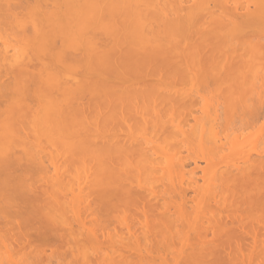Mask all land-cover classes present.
<instances>
[{"label": "rangeland", "instance_id": "obj_1", "mask_svg": "<svg viewBox=\"0 0 264 264\" xmlns=\"http://www.w3.org/2000/svg\"><path fill=\"white\" fill-rule=\"evenodd\" d=\"M171 1L175 4L177 0H171ZM193 2L194 0H185V3L189 5L193 4ZM229 3L231 6L235 8V12L237 13V15L238 16L241 15L240 17H238V20L240 22L243 21L248 11L253 10L255 8L254 0L253 1L229 0ZM219 9L220 8L217 7L216 12H220L221 14H224ZM229 13L233 14V11L229 10L227 14ZM210 21L212 23L213 18H210ZM227 24L228 23H226V25ZM226 25L224 27H226ZM224 27H223L224 30L222 29L223 32H221L218 36H212V37L215 38L217 37L219 39L225 38V33L227 32L225 31ZM91 28H93V26ZM247 28L246 31L248 33L250 32L249 31L250 29L248 30ZM238 35L239 34L235 36L234 34L235 37H240V35L239 36ZM215 38L213 42H215ZM262 40L260 41L263 42L264 44V39ZM236 46H235L236 48L221 49L218 52L219 58L212 64H206L205 68L203 70H200V74H203L205 72L209 73L213 69L214 73L223 72L225 75H230V76H224L226 79L218 81L219 79L207 78L209 80L206 81L205 79H200V78L198 79L200 75L190 74L189 72H183L182 74L178 73V75H172V74H168L167 71H164L163 74H159V73L155 75L129 74L126 77L121 76L119 74L118 79H115V81H113V83L116 84L115 85L112 84L111 87L113 85L115 86L113 87L114 90L112 91V92L114 91L116 92V95L115 93L113 94L115 95L113 99L115 100L114 104L117 103L118 107L119 106L121 108L123 107L122 108L123 112L121 111L122 110L121 108L120 110L117 107V109H114V112H112L113 118L112 119L110 118L111 122L108 119L109 122L107 120H104L105 123H103L104 121H102L103 120L102 117H104L105 116L104 114L107 113V111L105 112V108L107 110V108L109 107L108 105L107 106L105 105L106 107L104 108L103 107L104 104H103L102 106L104 108L103 111L104 113H103L102 108H100L101 106L99 107V105L98 106L95 105L97 106L98 109L99 108L101 109L99 110L100 111L99 113L102 112L104 115L103 116L100 114L102 116L101 117L102 119L100 118L101 121L97 120L98 116L94 121L97 122V125L99 124L100 130L97 129L99 130V134L101 131H104V133L106 131L108 132L109 129L112 131V133L114 132L113 134H116L115 136H113V134H111L110 132L111 136H109L110 135L109 134L107 135L108 137L107 138L101 132L100 134L101 136L98 134V137L101 138L103 135L107 139L110 140L112 139L111 143L112 142L114 143V139H113L114 137L115 142L121 141V144L123 146L127 144L128 145L127 147H129L127 151L126 146H125L126 148L118 146V149L120 147L121 150H125V152H127L126 153L128 155L127 159H129L131 163L127 167L124 164L128 161L126 157L125 159L127 161L125 162L122 161V164H120L121 158H119L120 161L115 159L116 162H114L113 159V162L117 164V167L121 166L120 169L122 170L118 169L116 172H114L115 174H113V177L111 179L113 181L112 183H115L114 185L115 192L120 191L121 190L120 188L122 187L124 191L125 190L127 191V192L124 191L123 192L125 194L128 193L127 196L128 199L124 200L127 201L126 207L128 208V210L122 209V211L124 210L125 212L119 213V211H116L115 213V210H113L114 212L110 211L109 213H107L106 211L101 210L102 208L99 209L97 207L99 205V203L97 204V202H99L97 201V198H99L97 196H101V194H99V192H97L96 190L98 188L97 185L100 184L101 180L100 178H98L97 181L99 180V183L97 185L93 184L95 182L94 179L96 178V174H97V171L95 174V170L96 168L99 167L97 166L98 161L96 160L95 157L96 155L95 153H97L98 151H96L95 149H97L98 146L101 145L100 148H98V150L101 151V147L105 145L104 142L108 140L104 138L105 139L104 141L103 137L100 140L97 137L98 139L97 141L96 138H93L96 139L97 142L101 141V143L99 144L96 143L98 145V146L96 145L97 148L96 146H94L95 144L93 143L95 140L93 142L90 141L91 143H89V140L92 139L90 136H92L93 133L95 134L92 137L97 135L96 134L97 132H95L97 131L96 129L93 132V129L97 128V126L95 127L96 124L92 125L94 123L93 121L88 120V118L86 119V121L88 122H86L85 125H87L88 123L90 126V124L93 122L91 124L93 128H91V126L90 127L86 126L87 129L88 128L90 129H88V132L86 131L87 129L84 131L85 133H88L87 135L89 138L86 137L85 134H83V130H81L80 128L84 124L80 125V127H78L77 125V128H80L81 131H79V129L75 130L76 124L75 125L73 124L75 128H73L72 126V128L77 133L73 135V137L76 136V139L70 138L71 140L73 141L77 140V136H78L81 142L82 141L86 142L84 143V145L87 144L88 146L89 144L93 143L92 146L89 145L91 148L89 146H88L89 148L85 146L87 148L86 150H82V148L79 147L78 145L79 143L77 142H75V144L77 143L78 146L74 144L75 148H73L72 146L73 149L69 145L67 144L65 145L67 147H70V149L72 150L75 149V151H77L78 148H81L79 151L80 152L79 156L73 155L72 158L71 155V157H69L70 156V154L68 153L69 148L64 146L65 142L63 143L62 141L63 139L61 140L63 143V144L61 143V146H60L61 141L59 140L60 142H58V139L57 140L55 139V141L57 142L55 141L54 142L55 144L56 143L59 144H56L54 146V142L50 143L54 138L53 139L51 138L50 142L48 141L46 142V140L44 142V140H42L43 143L41 142V144L39 142H38L39 144L35 142L36 144H34L35 145L34 152L35 154L37 153L36 154L37 156L35 154L34 155L35 157H37L36 159L38 162L40 161L41 156L42 158L45 157L43 158L46 159L44 166H47L46 167L47 169H45V167L42 166L45 169V171L52 177L56 176L53 175L54 172L56 171H58L59 173L61 172L60 173L61 175L59 176H62L67 171L65 177L64 175L62 177L65 179L64 181H66V184H68L67 188L69 189L70 187L71 189L74 186L76 187L78 185L76 189L75 187L73 188L74 189L73 191L76 192L78 190V187H80L78 190L80 194L77 195L78 196L80 195L79 199H82L83 201L79 202L78 200L79 203L76 205L77 202L73 201L74 200L73 194L76 193H72L73 191L70 190H65L66 187L64 189L62 188L63 189L62 191L58 189L60 192L58 190L57 191L61 196L64 195L67 197L66 199L63 196L66 202L61 201V203L62 202L66 203L68 205L67 206L68 210H66L65 212L66 214L63 215L62 213L64 212H62V210H60L61 212L59 211V214L61 213V216H64L63 217L64 220L61 221V219H58L59 217L57 218L53 217L54 218L53 220H55L56 224L53 223V221L51 223L55 224L54 227L57 226L58 229L57 228L56 229L59 231L58 234L61 237L58 236V234H55L54 232L53 233L55 235L51 233L52 235L46 234L43 236L42 234L43 230L40 229L43 227L42 224L39 221L34 223L32 221L33 218H31V221L34 223V225L33 223L32 225H30L31 223L30 220L28 221L30 222L29 224L26 223L25 224L27 225V228L29 226V228L32 227L33 229L32 230L30 229L31 230L30 231L29 229L26 228V231L27 230L29 231L27 232L28 234L25 233L26 235H24V233L21 232L23 233L22 234L23 237L30 235L29 237L31 239L30 243L28 244L26 241L23 242L25 240L24 238V240H20V242L18 243L19 246L15 245V247L9 249L8 252L2 251L5 254L3 255L2 253H0L2 254V256L1 255L0 256L3 257V258L0 257L1 258L0 264L1 263L3 264L4 261L5 263H8L7 262L8 259H10L11 261L8 264H189L188 261L191 258L189 255L199 251L204 253L206 257L204 258L201 257L203 259L201 260L200 257L192 256L194 261H196V263L192 261L193 264L194 263L195 264H264V258H263L264 254H262L264 253L263 251L264 250V209H262L264 208L263 205L264 194L263 193L260 194L259 197L260 199L259 198L256 200L253 199V201L251 202L252 205L250 204V202L246 203L247 202L245 198L246 194H244L243 196L246 205L244 204V201L243 203H241L240 199L236 201L234 200L233 202L232 199L237 198L238 196L237 193H239V191L244 186H246V184L250 181V178H246V177L242 178L240 175H238V179L237 181H235L234 184H230L231 182L229 184H226L225 182L227 176L230 177V175L237 174V172L242 173L243 170L247 171V169H248V173L249 174L251 173V178L254 181H258L259 176L261 180L263 178V173H264V152H263L264 151V117L262 116L256 118L252 124L242 125L245 123L243 122V120L246 119L247 116L249 115L248 110L250 108L260 107L262 105V109L264 110L263 108L264 104H261V101L259 104V100H258L259 98L260 100H262V102H264V96H263L264 76L262 75L263 73L260 72L263 70H258L259 76L263 80L260 79V77H257L258 75L256 76L255 72H254L255 74H253L254 76L250 72V70L255 68L254 66H253L254 68H251L250 70H246V72L249 71L246 73L243 62L244 61L243 59H245L244 58L245 55L244 56L240 55L242 54V52L245 53L244 52L245 49L243 45L242 47L241 45L239 46V44ZM78 49H80V47ZM195 49H196L195 51L196 56L201 55L202 60H204V62L206 63L207 59L211 54L210 53L211 50L207 48L204 50L201 48H195ZM72 52L76 55V57L80 56L79 53L80 51L75 52V49H72ZM208 53L210 54L207 55ZM230 54H234L236 56L239 55L241 57V58L239 57L241 59V63L243 64L238 65L240 62H233L235 59L233 60L227 59ZM75 59L78 62L80 61L79 58L78 59L75 58ZM262 62H264V60ZM252 64L256 65V63L254 62H252ZM80 67L81 66L79 63L78 65L74 64L73 66V68H77V70L75 69L74 70L75 72L78 71V74L81 72L78 69ZM263 67H264V63L262 64L261 68ZM247 69H249V67ZM71 71L72 70H70L69 72ZM68 73H66V77L68 80L71 79L72 81L71 82L69 80L67 82L68 84L69 82L71 84L74 83L76 79L81 80L83 77L81 74L80 75L82 77L80 75L76 76L77 73H75L76 75L72 74V72L70 75ZM249 73L250 76L247 75ZM72 75L76 79L72 80V77H70ZM255 77H257L258 81L256 80ZM254 79L256 80V83L255 82L253 83ZM85 81L88 84L90 80L88 82L87 80ZM96 81H92V83ZM76 82L75 84H77ZM137 84L140 86H144L147 84L153 86L161 85L162 87L165 88H172V89L181 88L182 90L178 93L179 95L176 94L174 91H172L174 93L173 95H169V93L172 94V92L169 91H168L169 93L168 92L166 93V96L160 95V93L162 94L164 93L163 91L158 93V95H156L155 93L154 96H151L154 93L142 94L140 92H134L135 89H138L134 86ZM258 85L259 86L262 85L263 88L259 87ZM71 86L73 87V85ZM81 88L83 89L84 87ZM81 88L79 90H81ZM79 90L76 89V92ZM79 92L80 95L83 93L81 91ZM89 93L87 92L84 96H81V98L83 97V99H87L88 98L87 95H89ZM119 93L121 94L120 97L117 95ZM104 94L106 96V93ZM258 94H260L261 97ZM242 96H244L245 98L244 101L242 100L243 102L240 100V98H243ZM74 97H76L77 99L79 98V96L77 95ZM97 97L100 98L99 96ZM76 98L75 100H77ZM104 98L105 97H103V99ZM68 99L70 98L68 97ZM79 99L77 100V102L76 101L74 102L75 104L77 103L76 107H78V104L80 105L85 101L82 99H80L81 100L80 101ZM87 100L86 102L89 103L90 99L88 98ZM106 100L104 101L105 104H107ZM67 102L69 101L67 100ZM108 102L110 103L111 101ZM94 103L98 104L97 101ZM90 104H88L89 106L88 105L87 106L90 107L91 106ZM258 104L260 106H258ZM69 105L70 104L67 103L69 110L72 109V107L75 108L74 106L69 107ZM87 106L85 108H87ZM83 107L84 105L82 107L80 105V108H82L83 110L84 116H86L85 112L87 113V111H85ZM109 109H112V107H110ZM118 109L122 113L116 111ZM115 111L118 112L119 114L115 113ZM75 112L70 113L69 115V117L71 116L70 121L71 118L73 117V114H75ZM78 112L79 114L81 113L80 111H77L76 113ZM89 112L87 113V115L89 114ZM157 112H159L158 116H157ZM94 114L92 115L93 118L96 116ZM96 114L98 115V111ZM82 116L83 115H81L79 118H81ZM121 116L124 117V119H121ZM155 116L159 117V119ZM77 118L75 117V119H73V123L76 122V121L74 122V120H76ZM83 121L85 120H82V122ZM78 122H80V119L78 120ZM158 124L159 125L162 124L161 129H159L160 126ZM202 128H205V130ZM212 131L213 132L216 131L214 132L215 136L212 135L213 137H216L215 138L216 141L214 140L213 137H210V135L213 134ZM90 132L91 134H89ZM70 133L72 135V132ZM56 134L57 133H55V135ZM63 134H61V136ZM57 135L56 136L59 138L60 135L59 134ZM245 138L248 140L246 141ZM254 138H256V141ZM110 140L108 144L110 143ZM212 140L214 142H217L216 146L215 144H213L214 142ZM198 141L200 144L199 143L196 144V142ZM244 141L245 144L247 143L246 146L245 144H243ZM67 142L68 141H66V143ZM238 142L240 143V145H238ZM241 142H243L242 144L244 146L241 145ZM113 143L111 146H113L114 148L110 147L107 144V142L104 148L102 147V150H105L106 148L108 150V151H104L105 154L106 152H109V150L111 151L117 148L114 146ZM201 143L203 146L201 145ZM220 143L222 146L220 145ZM233 143L241 147H238L235 144L234 147L232 145ZM117 144L119 145L120 143ZM218 144L221 147L217 146ZM81 145L83 144H80V146ZM211 145H213V147ZM63 147L67 148L68 150L64 149ZM132 147H134L133 148L135 150L134 153L132 152ZM210 147H212V149ZM92 148L95 151L91 150ZM66 150L69 156L67 155ZM117 151L119 150L113 152V156L115 155V153H117ZM84 152H86L85 153L86 156L85 158H82ZM53 153H54L53 155L54 157L52 160L51 154ZM97 155L99 156V154ZM71 158L72 160H70ZM54 159L55 162L57 163L55 165H58V167H55V169H54L55 166ZM122 159L124 160L123 157ZM136 160L137 161L140 160V162L142 161L141 163H143V165L146 166L145 169H142L143 171H140V169L137 170L138 167H137V163L135 162ZM147 160H151L150 163L153 162L152 165L154 167H152V169L148 167L149 165L147 164ZM171 160H173V163ZM83 161H85V163ZM141 163H139L140 166ZM258 163L260 164L262 163L263 167L258 169L255 168V166H257ZM85 164H87L88 166L86 168L87 170H83L84 172H82L80 166L85 167L86 166ZM123 164L126 166V167L124 166L125 169L124 167H122ZM36 167L38 168L39 166ZM143 167H139V168H143ZM107 168L109 169L108 165ZM40 169L41 168L39 167L37 170ZM101 169L102 166H100V171ZM105 171L107 172V170ZM58 172L56 174H58ZM104 173L105 172H103V175ZM41 174L43 173L41 172L39 176H36L38 179L36 185L37 187L40 186V189L37 188L38 190H40V195L44 194L41 191V187L48 188L50 190L49 193L51 194V196L53 195L52 193L56 194L57 191L55 190V188L54 189L52 188V186H55L56 184L53 185L50 183H46L47 182V180L45 179L46 177H42ZM49 175H47V177H49ZM107 175L109 174L107 173ZM44 176H46V174ZM116 176L125 178V182H123L124 180L120 181L122 179L120 180L118 179L117 182L116 181L117 178H115ZM78 177L81 183L77 179ZM99 177H101V175ZM37 179L35 178V180ZM50 179L54 180L56 178L54 179L50 178ZM76 179L77 181H79L80 184L76 181ZM61 180L63 181V179ZM61 180H59V182ZM54 183H56V181H54ZM60 184L62 183L60 182L58 187L61 186ZM62 185H64V182ZM106 185L108 184L106 183ZM111 185L109 187L113 186ZM101 186L99 185L100 188ZM103 188H104V184H103ZM211 188L213 191L211 190ZM178 189H182L184 191V195L178 194L179 193L178 191H180ZM80 190H82V192H80ZM208 190H210L213 196L209 195L210 192ZM101 191L102 189L100 190V192ZM224 191L226 192L225 194L227 196L223 194ZM58 193H57L58 196L57 198L60 199ZM46 194H48V192ZM46 194L44 195L45 197L42 196L44 199L47 198ZM50 194L48 196V199L50 198ZM181 194L183 193L181 192ZM231 194L236 195V198L233 197V195H232L233 198H228ZM203 196L205 199V201L203 200L204 202L202 201ZM53 197H55L56 199V196H52V198ZM224 197L227 199L225 200ZM243 197L241 198L243 199ZM199 198L202 199L200 200ZM198 199L199 201H201V203L198 202ZM228 199H230L229 202L227 201ZM58 202H60V200ZM230 202L233 203L230 204ZM205 203H206L205 206H201V204L203 205ZM54 204L55 203H53L51 207L54 206ZM66 204L64 205L66 206ZM74 204L76 205V207ZM56 205L59 206L58 204ZM78 205L79 207L77 208ZM61 206L63 208V204ZM124 207L122 206L121 208ZM58 209H60V207ZM51 210H53V208ZM55 212H56L55 214H58L57 210ZM78 216H80L79 218H81V220L78 218ZM35 220L38 219L35 218ZM25 224L23 226H25ZM21 228L25 230L24 227ZM69 230L70 233L71 231H73L72 232L73 234H68ZM257 233H260L258 237H256ZM9 241L10 240H8V242ZM137 241H139L144 247L145 245L149 246L151 251L150 252L147 251L149 252L148 255H146L147 254L145 251L146 249L144 250L145 252L144 255L146 256L143 255V251L142 254L138 253V251H136L137 253L134 251L133 247L134 244L137 243ZM152 241L155 243H153ZM258 251L260 252L263 251L261 253L263 256L262 258L258 256V253L260 255V252ZM188 256L190 258H187ZM186 258L188 259V261ZM12 260L14 261L13 263Z\"/></svg>", "mask_w": 264, "mask_h": 264}, {"label": "bare ground", "instance_id": "obj_2", "mask_svg": "<svg viewBox=\"0 0 264 264\" xmlns=\"http://www.w3.org/2000/svg\"><path fill=\"white\" fill-rule=\"evenodd\" d=\"M254 1H255L254 3L255 8L253 10L248 11L243 21L240 22L238 20V17H240L241 15L239 16L237 15V13L235 12V8L230 5L229 0H194L193 4L191 5L186 4L185 0H177L175 4L171 0H0V253L4 255L5 253H3L2 251L8 252L9 249L14 248L15 245L17 246L20 240H24V238L25 240L23 242L26 241L28 244L30 243L31 240L29 238L30 235L23 237L22 234L23 233L24 235L28 234L27 232L29 231L28 230L26 231L27 228L26 224L30 223L28 221L29 220L31 221V218H33L32 221L34 223L39 221L42 224L43 227L42 228L39 227V228L43 230L42 232L43 236L51 233L53 235L58 234L59 231L57 230L58 229L57 226L54 227L56 222L53 219L59 217L58 219H61V221L64 220L63 219L64 216H61V213L59 214V211L62 210V212H64L62 213L63 215L66 214L65 212L66 210H68L67 208L68 205L64 203L66 202L64 197L66 199L67 197L64 195L61 196L58 193V191L59 190L62 191L65 187H66L65 190L73 191L74 190L73 188L75 186L71 189L70 187L69 189L67 188L68 184H66V181H64L65 179L62 178L63 175L65 177L67 171L62 176H59L61 175L60 174L61 172L60 173L58 171L54 172L53 175H56L57 177L56 176L52 177L45 171V169H47L46 168L47 166H44L46 159H43L45 157L42 158L41 156L40 161L39 162L37 161L36 159L37 157H35L37 153L35 154L34 152V147H35L34 144L38 142L41 144V142L43 143L42 140H44V142L45 140L46 142L47 141L50 142L51 138L54 139L50 143L54 142L55 139L56 140L58 139V142H60L63 139L62 140L63 143L65 142L64 146L67 144L71 148L72 146L73 148H75L74 144L75 142H77L79 143L78 145L79 147L82 148V150H86L87 148L85 146H87V144L84 145V143L86 142L83 141L81 142L78 136H77V140L75 141L71 139L72 138L76 139V136L73 137V135L77 133L75 131L77 129H79V131L83 130V134H85L86 137H88L87 135L88 133L84 132L89 126L88 123L87 125H85L86 122H88L86 121V119L88 118V120L94 122L96 120V117L98 116L97 120L101 121L100 120V118L102 117L101 115H103L104 108L107 105L109 108L112 107L113 110L109 108H107L106 110L105 108V112L107 111L108 114L106 113L104 114L105 116L103 115L104 117H102L103 118L102 121L104 120L108 121L109 119V121L111 122V119L113 118L112 112H114V109H117L118 107L117 103H115L116 104L115 106L114 104L115 100H113L116 95L115 91L112 92L114 90L113 87H115L114 85L116 84V83L114 84L113 81H115V79H118L119 74L121 76L126 77L129 74H148V75L151 74L155 75L158 73L163 74L164 71H167L168 74H172V75H178V73L182 74L183 72H189L190 74L200 75L198 79L199 78L205 79L206 81L209 79H219L218 81H221L223 79H226L224 76H230V75H225L223 72L214 73L213 69L209 73L205 72L203 74H200V70H203L206 64L214 63L219 58L218 52L221 49L236 48L238 47L236 46L238 44L239 46L241 45V47L243 45L245 49L244 52L246 54L243 52H242L243 55L240 54L241 56L245 55L244 58L247 59V60L243 59L244 61L242 60L244 62L245 72L246 70H250L251 68L254 67L257 68V69L254 68L257 72L258 70L264 71V67L261 68L262 64L264 63L262 62L264 60V44L263 42L260 41L264 39L263 37L264 36V0H254ZM217 7H219L220 8L219 10L224 14H221L220 12H216ZM229 10H232L233 14L232 13L227 14ZM210 18H213L212 23L210 21ZM226 23L228 24L226 25ZM225 25L226 27H224ZM92 26L93 28H91ZM223 27L227 32L225 33V38L219 39L217 37L216 38L212 37V36H218L221 32H223L222 31ZM246 28L248 30L250 29L249 30L250 32L247 33ZM234 34L235 36L239 34L240 37H235ZM214 38H215V42H213ZM77 47L78 48L80 47V49H78ZM195 48H201L203 50L207 48L211 50L210 52L211 54L210 53L207 54V55L210 54V56L207 59L206 63L204 62V60H202L201 55L196 56ZM72 49H75V52L80 51L79 52L80 56H78L79 55L78 54L77 55L78 57H76V55L72 52ZM239 57H240L239 55L236 56L234 54H230L227 59H231V60L235 59L233 62H240L238 65L243 64L241 63V59H240L241 57L240 58ZM75 58L77 59L79 58L80 61L78 62ZM245 62L247 65L245 64ZM252 62L256 63V65L252 64ZM78 63L81 66L80 68H78L81 71L79 74L78 71L75 72L77 68H73L74 64L78 65ZM248 67L249 69H247ZM69 69L72 70L71 71L72 74L77 73V75L75 74L76 76L81 74L84 77L83 78L80 75L83 80L81 78L80 79L83 82L79 79L74 78L72 75L70 76L72 77V80L76 79L75 82L78 81L76 83L79 84L77 85L73 81L74 83L71 84L69 82L70 84L69 85L67 82L69 80L71 81V79L68 80L66 77V73L70 71ZM254 69L250 70L252 75L256 73L255 75L256 76L258 75L257 77H260L259 72L257 74V72ZM263 71L260 72H262L263 73L262 75L264 76ZM71 72H69L68 74L70 75ZM247 75L250 76V73ZM257 77H255L256 80ZM260 79L262 78L260 77ZM85 80H87V82L90 80L91 82L89 81L87 84ZM256 80L254 79L253 83L254 82L256 83ZM92 81H96V82L92 83ZM96 83H98L99 85ZM112 84L114 85L111 87ZM71 85H73V87ZM84 85L87 87H85ZM262 85L259 87L263 88ZM134 86L138 88L135 89L134 92H140L142 94L154 93L151 96H154L155 93L156 95H158V93L163 91L165 94L160 93V95L166 96V93L168 91L169 92L174 91L176 94H178L182 90L181 88H174V89L165 88L162 87L161 85L153 86L147 84L144 86H140L137 84ZM81 87H84L83 89L85 90V92ZM80 88L81 90H79ZM76 89L83 92L84 94L82 93L80 95V92L79 91L76 92ZM71 90L73 92L75 91L74 95ZM86 91L88 93L90 92L89 95H87L88 98L90 99L89 103L86 102V100L88 99L87 97H84L87 99H83V97L81 98V96H84L87 93ZM104 93H106V96ZM114 93L115 95H113ZM173 94H174L173 92L172 94L169 93V95H173ZM76 95L79 96L80 99L85 100L84 102L82 101L84 104L81 102L82 104L80 105L81 107L84 105L83 108L85 111H87V113L90 111L88 115L85 112V115L87 117L84 116L83 110L82 108H80L79 104L78 107H76L77 103L75 104L74 102L75 101L77 102V100L79 99L74 97ZM117 95L119 97L121 96L120 93ZM90 96L92 98L94 97L93 100ZM97 96H99L102 99L98 98ZM244 96L242 97L244 98ZM68 97L70 99H68ZM103 97L105 98L103 99ZM75 98L77 100H75ZM243 98H240V100L244 101L245 98L244 99ZM67 100L69 102H67ZM105 100L107 104H105L104 102ZM258 100H259V104L260 101L261 104H264V102H262V100H260L259 98ZM92 101L94 102L97 101L98 104ZM108 101L111 102L109 103ZM91 102L94 104H92ZM67 103L70 104L69 107L74 106L75 108L72 107V109L69 110ZM87 103L88 104L91 103L90 107L92 109L88 107L89 105ZM259 104L258 106H260ZM85 105L87 106L88 109L85 108L86 107ZM95 105L97 106L99 105V107L101 106L100 108H102L103 113L102 112L99 113L100 112L99 110L101 109L100 108L98 109L97 106ZM260 107L250 108L248 110L249 115L247 116L246 119H244L246 121L243 120V122L245 123L242 125L252 124L256 118L262 116L264 117V112H263L264 110L262 109V105ZM118 108L120 109L121 107L119 106ZM89 109H91L92 111L93 109L94 111L97 110L98 115L96 114L97 111L92 112ZM119 109L116 111H119V113L121 111L123 112V109L122 110L120 109L121 111ZM75 111L76 112L80 111L81 112L80 114L83 116L79 118L81 115L79 114V112L76 113ZM116 111L115 113L119 114ZM71 112L72 113L75 112L76 115L78 114L77 115L78 118L75 114H73V117L71 118L70 121L71 116L69 117V115ZM93 114L96 115L94 118L92 116ZM158 115L159 112H157V116ZM75 117L77 119L74 120V122L75 121L76 122L73 123V119H75ZM91 117L93 118V120ZM157 118L159 119V117ZM79 119L80 122H78ZM121 119H124V117L121 116ZM82 120L85 121L82 122ZM103 123H105V121ZM73 124L74 125L76 124L75 125L76 128L74 127ZM77 125L78 127H80V125H83L80 127L81 130L80 128H77ZM92 125H95V127L97 126V128L93 129V132L95 129L100 130L99 124L97 125V122H94ZM72 126L73 128H75V130L72 128ZM84 126L87 127L85 128ZM159 126H160L159 129H161L162 124ZM91 128H93V126H91ZM205 128L202 129L205 130ZM88 129L86 130L87 132ZM99 130L95 131L97 132L96 133L97 135H95L94 137L92 136L95 133L92 132L93 135L90 136L92 139L90 138L91 140H89V143L93 142L94 140L96 141L99 134ZM70 132H72V135ZM101 132L106 137L107 135L110 134V132L111 134L114 133V132L112 133L110 129L108 132L107 131L105 132L106 135L104 131ZM214 132L212 131L213 134L211 135L209 134L210 137L215 136ZM55 133L59 134L60 137L58 138L57 137L58 135L56 134L57 135L56 136ZM61 134L63 135L61 136ZM89 134H91V132ZM111 134L109 136H111ZM52 135L53 136L55 135L56 138L55 136L53 137ZM115 135L116 134H113V136ZM104 136L102 135L103 140L105 141L106 139L108 141L105 142L102 141V142H104L106 145V142L108 144L110 139H107L108 137L105 138ZM101 138L99 139L101 140ZM213 138L216 141L215 139L216 137ZM113 139H114V143L113 142L112 143L117 148L115 150H111L112 152L109 150V152H106V154L104 151H108L107 148L105 150H102V147L104 148L105 146L104 143H103L104 146L101 147V151H100L98 150V148H100L101 145L98 146L96 143L99 144L101 143V141L99 140L100 142H97L98 141L97 139L96 142L95 141L93 142L95 144L94 146L96 145L98 146V148L96 146L97 149L95 150L100 152V153L98 152L95 153L96 160L98 161L97 166H99L98 167L99 169L96 168L95 170V174L96 171L97 174L95 178L96 180L94 179L95 182L93 184L97 185L99 183V180L97 181V179L100 178L101 182L100 184L97 185L98 188L96 191L99 192L101 196H97L99 197L97 198V201H99L97 202V204L99 203L97 207L99 209L102 208L101 210L106 211L107 213L113 210H115V213L116 211H119L120 213V212H125L124 210H128V208L126 207L127 201H124L125 199H128L127 198L128 193L125 194L124 192L127 191L126 190L124 191L122 187L120 188L121 192L120 191L115 192V188H114L115 183H112L113 181L111 179L113 177V174H115L114 172L120 169L121 166L117 167V164L114 162H116V160H119V158H121L120 164H122V161L125 162L128 160L127 161L128 163L126 162L128 165L124 163L127 167L130 165L131 162L129 159H127L128 158V155L126 154L127 152H125V150H121L120 148V147L126 148L128 145L124 143L125 145L123 146L121 144V141L115 142L114 137ZM254 139L256 141V138ZM64 140L68 142L66 143V141ZM245 140L247 141L248 139L245 138ZM62 141L60 142V146ZM111 141L112 139L110 140V143ZM199 141L196 142V144L199 143ZM55 142H54V146L56 144H59V143L55 144ZM70 142L73 143L71 144ZM77 143L75 144L76 146H78ZM110 143L108 145L114 148L113 146H111L112 143L111 144ZM117 143L120 144L118 145ZM216 143L217 142H214L213 144H215L216 146ZM242 143L243 142H241V145L245 144V141L243 144ZM80 144H83L84 147L83 145L80 146ZM92 144L89 145L92 146ZM234 144L235 143H233L232 145L235 147V145L237 144L235 145ZM220 145L218 144L217 146ZM238 145H240L239 142ZM118 146H120L119 149ZM211 146L213 147V145ZM65 147L63 148L64 149L69 148L70 152L68 151V153L70 154V156L67 153L68 149L66 150V153L69 157H71L72 155L73 158V155L74 156L80 155L79 151L81 148L78 149L76 148L77 151H75V149L72 150L73 148L70 149V147L67 148ZM212 147L210 148L212 149ZM133 148L134 147H132V152L134 153L135 150ZM128 149L129 147L126 148L127 151ZM91 150H93V148ZM116 150L119 151H117V153H115V155L113 156V152ZM85 153L86 152L83 153L82 158H85L86 156ZM97 154H99V156ZM120 154H122L123 156ZM53 155L54 153L51 154L52 160L54 157ZM110 155L113 157H111ZM122 157L124 158V160L122 159ZM125 157L127 160L125 159ZM72 158L70 160H72ZM150 161L151 160H147V164L149 165L148 167L152 169V167L154 166L152 165L153 162L150 163ZM171 161L173 163V160ZM83 162L85 163V161ZM135 162L137 163V167H138L137 170L140 169V171H143L142 169H145L146 166H144L143 163H141L142 161L140 162V160L139 161L136 160ZM139 163H141V166ZM55 164L57 163L55 162L54 165ZM105 164L108 165L109 169ZM114 164L117 169L115 168ZM124 164L122 165V167L125 166ZM85 165H86L85 167L80 166L82 172H84L83 170H87L86 168L88 166L87 164ZM36 166H39L41 169L37 170L39 167L37 168ZM42 166H44L45 169ZM100 166H102V169L104 171L102 169H101L102 172L100 171ZM55 167H58V165H55L54 169ZM139 167H143V168H139ZM261 167H263L262 163L261 164L258 163L257 166H255V168L257 169ZM35 168L37 172L35 171ZM105 170H107V172ZM109 171H112L113 173ZM41 172L43 173L41 174V176L46 177L45 178L47 180V182L45 181L46 183H50L53 185L56 184L55 186H52V188L53 189L55 188L56 191L59 189L57 193L60 199L57 198L58 197L57 193L56 194L52 193L53 194L52 196H56V199L55 197H53L54 198L53 199L51 194L49 193L50 190L44 187H41V191L44 194H42L41 192L42 195H40V190H38L40 189V186L37 187L36 185V183L38 182L36 176H39ZM57 172L58 174H56ZM103 172H105L104 175ZM107 173L109 175H107ZM45 174L46 176H44ZM47 175H49L50 178L53 179L56 178V179L51 180L49 177H47ZM100 175L101 177H99ZM238 175H240L242 178L243 177L250 178V181L246 184V186H244L239 191L240 194L237 193V195L243 197L244 194H246L245 195L247 201L246 203L250 202V204L252 205L251 202L253 201V199L256 200L260 197L261 193L264 194V173H263V178L261 180L259 176L258 181H254L251 178V173L250 174L248 173V169L247 171L243 170L242 173L237 172V174L230 175V177L227 176L226 180L228 182L225 180L226 184H229L230 182H231L230 184H234L235 181H237L238 179ZM35 178L37 180H35ZM115 178H117L116 179L117 182L118 179L119 180L122 179L120 181L124 180L123 182H125V178H122L120 176H116ZM61 179H63V181ZM77 179L80 181L79 177ZM59 180H61L60 182L62 184L64 182V185L60 184L61 186L64 187L61 186L58 187L60 183ZM54 181H56V183H54ZM79 181L77 182L79 183ZM102 183L104 184V188L106 189L103 188ZM106 183L108 185H106ZM99 185L101 186V188L99 187ZM110 185L112 187H109ZM79 188L80 187H78V190ZM101 189L102 191L100 192ZM78 190L76 192L75 191L72 192V193H76L73 194V199H74L73 201L77 202V203L75 202L76 205L79 202L83 201L82 199H79L80 195L79 196L77 195L80 194ZM178 190H180L178 191L179 192L178 194L184 195V191L182 189H178ZM208 191L210 192V190ZM47 192L48 194H46ZM80 192H82V190H80ZM181 192L183 194H181ZM225 193L226 192L224 191L223 194L226 195ZM45 194L47 195V198L44 199L43 197H45L44 196ZM49 194H50V198L48 199ZM234 194H231L230 195L231 197L229 196L228 198H233V197L236 198V195ZM209 195L213 196L211 192ZM238 196L236 199L234 198L232 199L233 202L234 200L236 201L240 199L241 203H243V201L245 200L244 197L242 199L241 197ZM75 198L78 199L76 200ZM199 199L198 202L201 203ZM224 199L226 200L227 198L224 197ZM59 200L60 202H58ZM203 200L205 201L204 196L202 201ZM229 200L230 199H228L227 201L229 202ZM61 201L64 202L61 203ZM233 202H230V204ZM53 203L55 204L54 206L51 207ZM56 204H58L59 206H57ZM62 204L64 209L61 206ZM64 204H66V206ZM79 205L77 206V208L79 207ZM205 205L206 203L203 205L201 204V206H205ZM122 206L125 207L121 208ZM59 207L60 209H58ZM52 208L53 210H51ZM118 208L121 209L119 210ZM122 209L124 210L122 211ZM56 210L58 214H55ZM34 217L38 220H35ZM79 217L80 216H78V218ZM79 219L81 220V218ZM32 221L30 225H32L33 223ZM52 221L55 224H52L51 223ZM24 224L26 227L23 226ZM20 226L24 227L25 230H23V228H21ZM27 229L32 230L33 228L32 227L29 228L28 226ZM72 232L73 231H71L70 233L69 230L68 234H73ZM259 234L260 233H257L256 237H258ZM58 236L60 235L58 234ZM8 240H10L9 241L10 243L8 242ZM6 241L7 243L10 244V246L9 244L6 243ZM133 249L135 252L138 251V253L140 254H142L143 251V255L145 254L144 252L145 249L147 253L146 255H148L149 252L151 251L149 246L145 245L144 247L139 241H137V243L134 244ZM262 252H260V255L258 253V256H260L261 258L263 257L262 254H264ZM2 254L0 255L2 256ZM189 256L187 258H190L191 260L189 259L188 261V259L186 258L189 264L192 263V261L196 263V261H194L192 256L200 257L201 260H203L201 257L203 258L206 257V255L201 251L190 254ZM8 260L7 262L10 263L11 262L10 259ZM13 262L14 261L12 260V263ZM4 263L5 261L3 262V264Z\"/></svg>", "mask_w": 264, "mask_h": 264}]
</instances>
